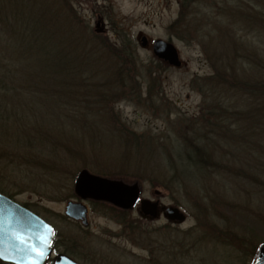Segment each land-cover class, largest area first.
I'll list each match as a JSON object with an SVG mask.
<instances>
[{
	"label": "rangeland",
	"instance_id": "rangeland-1",
	"mask_svg": "<svg viewBox=\"0 0 264 264\" xmlns=\"http://www.w3.org/2000/svg\"><path fill=\"white\" fill-rule=\"evenodd\" d=\"M44 10L55 19V27L39 42L35 20L28 14ZM73 27L87 38L86 51L91 47L90 65L85 64L81 77L87 86H97L95 93L81 92L79 100L60 106L48 102L49 112L35 97L40 93L23 95L31 97L33 110L45 119L40 128L72 151H81L69 155L54 146L44 155L35 145L39 139L25 142L20 132L5 124L17 142L6 136L3 153L10 159L0 161V190L53 226L55 253H67L84 264H250L255 246L264 243V117L251 111L255 102L230 85L218 91L215 85L223 86L222 80L230 75L239 83L264 84V0H0L3 64H20L24 74L35 72L39 46L54 53L58 37L66 38ZM24 31L28 41H22ZM143 36L149 42L145 49L138 41ZM155 40L175 47L181 68L156 59L151 49ZM217 76L222 77L211 80ZM18 81L20 77L13 83ZM105 82L109 84L104 88ZM223 100L229 111H249L254 117L253 123L245 122L248 131L260 123L255 138L241 141L242 122L223 129L236 136L218 133L214 137L223 140L221 144L213 138L207 141L219 144L212 148L215 164L226 169L206 187L215 195H207L201 183L163 188L172 177L169 160L177 163L184 140L198 134L208 138L211 124L217 122L211 113ZM81 145L87 148L79 149ZM50 158L61 162V173L45 175L47 168L39 172L27 164ZM175 168L185 171L177 164ZM82 170L99 177L103 176L96 171H112L125 184L137 183L141 198L181 209L185 221L171 224L162 215L144 221L138 204L124 215L89 203V227L83 228L64 215L68 201H79L73 187ZM209 172L218 174L215 168ZM232 173L244 181H233ZM211 199L228 207L219 213L225 222L210 217ZM226 222L232 234L225 231ZM218 229L224 230L223 237L216 234ZM242 235L249 238L243 240Z\"/></svg>",
	"mask_w": 264,
	"mask_h": 264
},
{
	"label": "trees",
	"instance_id": "trees-1",
	"mask_svg": "<svg viewBox=\"0 0 264 264\" xmlns=\"http://www.w3.org/2000/svg\"><path fill=\"white\" fill-rule=\"evenodd\" d=\"M34 14L33 15L28 14V15L35 20V25L37 26V30L35 32L38 33L37 40H39V42H43L44 36L42 37V35H46L45 33L47 31L49 32L52 26L55 27V22H54L55 19H53V16H50L48 12H46L45 10L40 11V13L34 12ZM69 27L72 28L71 25ZM32 28L34 29L35 27L32 25ZM64 30H66V28ZM69 31L71 32V34L66 38H64V36L58 37V39L56 40V44L59 49L56 50L54 53H52V51L48 48H42L39 46L40 55L38 57L36 71L32 73L29 72L28 74H24L23 71L20 70L21 69L20 64H14L12 62L8 64L7 63L3 64L2 58H5V56L1 53L0 50V161L1 159L4 160L10 159L9 156H4L5 153H3L4 147L7 146L6 136L9 137L11 140L14 139V141L17 142L15 138H12L10 136L9 134L10 132H6L5 124H9L12 127V130L16 131L15 133L20 132V135L22 136L21 138H23L24 141L30 140L31 142L35 143L39 139L40 142L35 143V145L39 148H42L44 155L50 152L49 150L50 148L54 149V146L59 151L61 150L62 152L66 149L68 152L65 151V153L66 154L68 153L69 155L70 153L78 154V152L81 151L78 150L77 147L76 149L74 148L75 151H72L70 147L66 146L64 141L62 140L60 141L59 139H57V137L55 138L50 131H45L43 130L44 128L43 129L40 128L41 122L43 120L45 121V119L39 115L38 111L33 110L32 102L28 101L31 97L23 95L25 93L27 94L37 93L39 95L40 93L41 94L40 96H35V97H38L40 100L44 102V109L46 112H49L50 107L48 106V102L49 103L52 102V104L57 103L60 106L62 105L60 103H64V104H66L67 102L70 103L71 102L70 100H74L73 102H76V100L80 99L78 97L81 96V95L79 96V93L81 92L95 93L94 91L97 90V86L95 84H89L87 86L86 84H88V82L84 81V79H82L83 77H81V74H83L82 68L85 67V64L86 66L90 65L91 56L89 53L91 52V47L89 48L90 49L89 51H86L85 49L86 46L87 47L89 46L88 40L85 36L79 33L78 29L74 28L73 30L70 29ZM7 32L8 31L5 32L3 30L5 37H7L6 36ZM26 32L27 31H24L23 33L22 41H28L26 40L28 38ZM67 41H69L68 47L66 45ZM39 42L37 41V43ZM82 47L84 48V50L82 49ZM14 66L17 67L15 70H12ZM17 76L20 77V81L13 83V81H15L18 78ZM221 77L222 76H217L216 78H212L211 80L219 79ZM231 77L232 76L230 75L229 79L225 78L224 81L222 80L223 86L219 84L216 85L214 84L217 87V91L227 89L228 86L230 85L229 87L231 89H234L235 92L244 95L249 101L255 102L256 108L255 110L253 109L251 111H254L256 114L262 112L264 117V84L258 83L254 85H247L245 83H239V81ZM21 78H23V80H21ZM77 78L79 80H77ZM108 84L107 82H105L102 85V87L105 88L108 86ZM84 86L87 87H85L84 89ZM66 93H67V98L64 97ZM61 99H63L62 102ZM23 100H27L28 104H23ZM257 105H259V107ZM226 107H227V102L223 100L217 104L216 110L213 111V113H211V115H213V118L217 119L216 120L217 122L211 124L214 127H212L213 131L211 130V132L209 131L207 132V134H209L208 138L205 139L203 134L202 135L198 134L195 135L193 140H184L185 146L183 147V153L181 154L176 153L179 158L177 163L173 162L171 159L168 162V164L172 168V177L171 179L169 177L170 180L167 182V184L166 183L163 184V188L166 187V189H168L167 185L170 186L171 183L175 185V186L172 185L174 187L178 186L177 188H184V189L188 187L189 188L194 187L197 184L201 183L202 187L205 188V191L208 195L213 190L208 191V188H206L207 185L211 187L209 183L210 184L215 183L217 177H219V172L222 173L223 171L226 170V169L225 170L220 169L218 167V163L215 164L216 156L214 155L215 151L212 150V148H217V145H219L218 143L220 142L221 144L223 140L216 139L214 135L215 134L218 135V133H220L222 135H226V136L228 135L229 138H232L236 135L229 133L227 130L226 131L223 130L224 127L227 126V124H231V126H235L237 124H242L243 122V124L241 125V127L243 126L241 131L244 137L241 138V141L243 140L242 142L245 141L247 143L248 138L251 139L255 138V136L257 135L256 133L258 132L257 126L260 123L259 122L258 124L255 123L254 124L255 126L252 127V131H248L245 122L246 121L252 123L254 122V117L253 116L249 117L248 115L250 114L249 111L248 112L237 111V110L229 111V109H227ZM261 125H264L263 120L261 121ZM220 129H222L224 133H222L221 132L222 130ZM235 129H236L235 130L236 133L238 134L241 133L239 128L236 127ZM248 132H250V136H248ZM226 136H222V137H226ZM212 138L216 139L218 143L207 142L213 140ZM246 143H243V145ZM70 145L73 146L75 144H70ZM252 145L254 146V144ZM25 146H24L25 149L30 148V146H26V147ZM18 148H22V146H18ZM78 148L79 149L84 148L85 150L87 147L81 145ZM50 159L49 160L47 159L48 160L46 161L47 163L41 162L40 160L38 161L31 160V163L27 161V164L31 165V167L38 169L39 172L44 171L47 168L49 172H46L45 175L47 173L49 175L61 173L60 172L61 162L53 161L52 159L51 160ZM216 159L219 160L218 158ZM176 164L185 169L183 174L176 171L175 168ZM212 167L213 169L215 168L216 172L218 173L217 175H214L213 174L214 172H209L210 170H213ZM96 173L100 174L103 177H108L109 179H116V178L118 180L124 179L120 175L113 174L112 171L108 173L96 171ZM238 178L244 181L242 175L233 174L232 176L233 181L235 182L238 181L237 180ZM0 192L5 194L1 190ZM213 194L215 195V193L212 192V196ZM212 201H214V199ZM208 202L211 201L208 200ZM220 202L223 201L218 199L214 201L213 203L214 205H212L213 207L209 210V215L210 217L216 218L218 222H220L221 224L226 220L224 217H220L219 213L221 209H228V207L225 205V203L221 204ZM263 218L264 217H262V219ZM216 225L218 227L219 223ZM227 230H229L230 233L232 234L233 230L230 228L228 222H226L225 225V231ZM216 231H218V233L216 234L219 237H223L222 233H224V230L218 229ZM247 238L249 237L245 235L241 236V239L243 240H247ZM246 242L248 243V241ZM259 245L260 244L255 246L254 249L255 252L258 249ZM254 255L255 254H253V256Z\"/></svg>",
	"mask_w": 264,
	"mask_h": 264
},
{
	"label": "water",
	"instance_id": "water-1",
	"mask_svg": "<svg viewBox=\"0 0 264 264\" xmlns=\"http://www.w3.org/2000/svg\"><path fill=\"white\" fill-rule=\"evenodd\" d=\"M99 26V23L96 24ZM141 48H147L146 37L138 39ZM157 60L169 67L179 69L182 62L175 47L167 41L155 40L151 45ZM74 193L80 200L91 199L105 202L122 210H131L139 203L143 218L157 220L160 213L173 224H182L185 215L176 207H159V201L140 198V187L122 181L99 177L82 170L74 183ZM155 192V195H158ZM65 216L87 222V209L82 203L69 201L65 206ZM53 228L40 217L23 208L8 197L0 194V263L2 264H46L52 255L51 242ZM52 264H78L69 257L60 254ZM252 264H264V244L261 245Z\"/></svg>",
	"mask_w": 264,
	"mask_h": 264
},
{
	"label": "flooded vegetation",
	"instance_id": "flooded-vegetation-1",
	"mask_svg": "<svg viewBox=\"0 0 264 264\" xmlns=\"http://www.w3.org/2000/svg\"><path fill=\"white\" fill-rule=\"evenodd\" d=\"M73 202H78V201H73ZM89 203H90V205H94V204H97V205H102L103 207H106L107 209H109V210H112V211H114V212H118V213H121V214H126L127 212H129V211H133V209H135V207L134 208H132L131 210H122V209H119V208H116V207H114V206H112V205H110V204H108V203H105V202H96V201H94V200H91V199H87V200H83L82 201V204H83V206H85L86 207V209H87V217L89 216V214H90V210H89ZM107 206H110V207H107ZM159 207H163V206H161L160 204H159ZM112 211H104L105 213H106V215H107V213H110L111 215H112ZM139 212H140V210H139ZM141 214V213H140ZM142 217V216H141ZM143 218V217H142ZM143 220L144 221H152L151 219H149V218H143ZM82 226V225H81ZM83 228H88L89 227V221H88V218H87V222H86V224L84 225V226H82ZM55 242L56 241H54L53 240V243H52V247H53V252H54V249H55ZM70 249V248H69ZM68 252H70V251H68ZM72 253V252H71ZM58 254V253H57ZM63 254H65L66 256H68L70 259H72L73 261H75V262H77L78 264H84V263H81V262H79V261H77V260H75L74 258H72L70 255H68L67 253H63Z\"/></svg>",
	"mask_w": 264,
	"mask_h": 264
}]
</instances>
